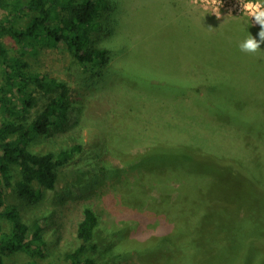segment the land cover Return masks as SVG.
Masks as SVG:
<instances>
[{
	"label": "rangeland",
	"instance_id": "374dc122",
	"mask_svg": "<svg viewBox=\"0 0 264 264\" xmlns=\"http://www.w3.org/2000/svg\"><path fill=\"white\" fill-rule=\"evenodd\" d=\"M106 1L107 18L91 37L95 45L113 53L105 76L70 68V58L63 48L39 47L36 53H24L33 71L67 80L73 100L69 123L40 137L32 144L33 151L50 153L81 145L74 164L79 158L94 157L96 152L104 171L96 169V177L73 188H67L60 179L56 189L43 192L36 204L17 199L14 189L8 196L21 205L27 221L45 217L44 238L50 258L57 256L63 261L64 254L77 246V225L84 207H88L98 216L99 231L127 229V250L119 256L121 245L112 241L109 248L97 252L102 264H190V257L186 259L180 250L154 247L157 238L166 230L172 231L165 229L163 190L173 193L180 170L171 168L173 178L167 179L169 165L146 162L140 169L141 164L129 163L152 145L164 147L167 142H178L180 134L177 137L173 129L164 127L171 123L183 129L186 126L185 131L208 143L212 153L234 152L236 160L243 162L240 165H248L255 172L261 170L253 159L260 156L264 165V140L256 135H250L253 140L245 139L247 133L241 123L242 127L233 123L234 118L231 122L217 115L207 101L212 87L205 85L206 77L220 74L218 81L223 87L230 81L229 93L238 94L241 88L245 95L250 90L254 96L264 93V43L260 56L248 55L240 47L250 35L259 39L260 26L241 11L244 0H240L241 5L239 0H222L215 6L220 8L217 16L212 5L205 7V0ZM259 2L264 7V0ZM27 21L25 18L20 23ZM2 43L12 54L14 41ZM229 58L236 62L231 63ZM252 68L257 70L256 75L251 73ZM192 77L200 79L199 87L185 89ZM221 83L216 84L218 89ZM250 104L252 107L243 115L252 125L254 115L264 116V107ZM66 170L63 175L70 181L74 172ZM18 176L15 171L16 180ZM136 179L141 181L134 183ZM7 224L2 222L4 228ZM22 258L11 257L6 264H23Z\"/></svg>",
	"mask_w": 264,
	"mask_h": 264
},
{
	"label": "trees",
	"instance_id": "16d2710c",
	"mask_svg": "<svg viewBox=\"0 0 264 264\" xmlns=\"http://www.w3.org/2000/svg\"><path fill=\"white\" fill-rule=\"evenodd\" d=\"M108 8L106 0H0V264L14 256L23 257V264H102L97 252L109 248L112 241L121 245L119 256L127 250V229L99 231L98 216L84 207L76 230L77 246L64 254L63 261L57 256L50 258L44 238L45 217L27 221L21 205L8 196V191L14 189L17 199L36 204L43 192L56 189L60 179L67 188H73L96 177V169L104 171L105 167L98 165L96 152L94 157L79 158L74 164L81 145L50 153L33 151L32 144L40 137L69 123L73 100L67 80L33 71L24 53H36L39 47L63 48L70 58V68L105 76L113 53L95 45L91 37L107 18ZM25 18L28 21L22 25ZM4 40L14 41L12 54L4 49ZM253 54L260 56L259 50ZM251 70L257 74L256 69ZM219 76L205 78V85L212 87L207 98L209 106L217 115L231 122L234 118L233 123L243 125L245 139L253 140L250 135H256L264 140L262 113L254 115L252 125L243 115L252 107L250 102L264 107V93L254 96L250 90L245 95L243 88L238 94L229 93L230 81L227 78L223 87ZM189 80L191 85L185 89L199 87L200 79ZM217 83H221L220 89ZM171 117L175 119L173 114ZM164 127L173 129L177 137L180 134V141L167 142L164 147L152 145L129 163L141 164L140 169L146 162L169 165L167 179L173 178L171 168L180 170L173 193L163 190L165 229L172 231L166 230L154 247L169 252L180 250L186 259L190 257V264H264V165L260 156L253 159L261 169L255 172L248 165H240L243 162L236 160L234 152L212 153L208 143L185 131L186 126L183 129L169 123ZM67 168L74 172L70 181L63 175ZM5 221L6 228L2 225Z\"/></svg>",
	"mask_w": 264,
	"mask_h": 264
},
{
	"label": "clouds",
	"instance_id": "9594fccd",
	"mask_svg": "<svg viewBox=\"0 0 264 264\" xmlns=\"http://www.w3.org/2000/svg\"><path fill=\"white\" fill-rule=\"evenodd\" d=\"M241 5V2L239 0ZM213 6V14L217 16L220 14V8L215 7L218 4H222V0H205V7L208 5ZM241 11L244 15L251 18V23L259 25L260 31L258 32L259 39L252 35L240 45L241 50L248 53H255L261 48V44L264 43V7H262L259 0H244L241 5Z\"/></svg>",
	"mask_w": 264,
	"mask_h": 264
}]
</instances>
